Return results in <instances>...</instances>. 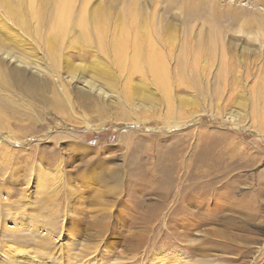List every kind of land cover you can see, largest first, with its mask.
Masks as SVG:
<instances>
[{
    "label": "rangeland",
    "instance_id": "1",
    "mask_svg": "<svg viewBox=\"0 0 264 264\" xmlns=\"http://www.w3.org/2000/svg\"><path fill=\"white\" fill-rule=\"evenodd\" d=\"M0 264H264V0H0Z\"/></svg>",
    "mask_w": 264,
    "mask_h": 264
},
{
    "label": "bare ground",
    "instance_id": "2",
    "mask_svg": "<svg viewBox=\"0 0 264 264\" xmlns=\"http://www.w3.org/2000/svg\"><path fill=\"white\" fill-rule=\"evenodd\" d=\"M138 44V43H137ZM136 45V44H135ZM137 48V47H136ZM136 50V49H135ZM135 53V52H134ZM137 53V52H136Z\"/></svg>",
    "mask_w": 264,
    "mask_h": 264
}]
</instances>
